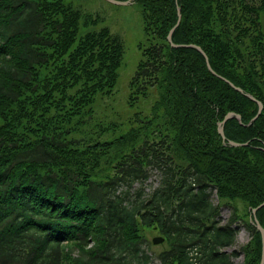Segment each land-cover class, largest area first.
Segmentation results:
<instances>
[{"label": "trees", "instance_id": "trees-1", "mask_svg": "<svg viewBox=\"0 0 264 264\" xmlns=\"http://www.w3.org/2000/svg\"><path fill=\"white\" fill-rule=\"evenodd\" d=\"M134 4L147 43L131 98L160 91L140 126L156 135L138 146L134 128L111 142L71 137L96 95L116 86L121 38L108 27L82 32L92 16L66 0H0V264H234L240 254L260 264L250 218L264 201V109L246 126L257 102L218 75L264 104V0ZM178 7L173 41L201 46L218 75L196 48L168 41ZM229 112L244 124L228 120L227 140L248 145L223 142L218 123ZM152 173L159 183L147 191ZM221 200L246 203L249 220L226 203L233 210L222 222ZM257 218L264 227V206ZM242 226L252 239L229 252ZM144 229L166 248H145Z\"/></svg>", "mask_w": 264, "mask_h": 264}, {"label": "rangeland", "instance_id": "rangeland-1", "mask_svg": "<svg viewBox=\"0 0 264 264\" xmlns=\"http://www.w3.org/2000/svg\"><path fill=\"white\" fill-rule=\"evenodd\" d=\"M258 2L259 0H254ZM74 9L81 11L85 17L91 15L92 20L83 18L82 32L88 30H100L103 27H108L113 35L121 38L124 44V55L122 65L119 68V76L116 86L110 93H98L95 102L92 106L93 111L86 113L81 118H77L82 126H79L71 134L73 138H80L83 143L89 142H111L115 141L122 135L128 133L132 128L139 129V141L136 145H141L143 140L156 135L154 129H149L150 136H146L141 130L149 119L153 118V105L160 96V91L157 87L149 89L147 96H141L137 100L131 98L134 90L131 89V80L135 75L138 64L142 59L141 45L147 43L145 33L144 19L142 9L137 4L118 5L107 0H66ZM182 14V13H181ZM95 22V23H94ZM264 22V17H263ZM77 119L73 122L77 125ZM169 133H172L173 126H167ZM166 133L165 128H159ZM154 135V136H153ZM159 138H157L158 140ZM131 148L124 152H130ZM116 150H112L111 156L116 154ZM186 163V161H180ZM159 179L155 173H152L149 180L145 183L146 190H150L158 185ZM214 202L217 203L216 196ZM226 203H234L238 214L244 219L249 220L250 216L247 213L246 203L237 200L235 202L221 200V216L222 222H226L231 216L232 207L225 205ZM143 234L146 238L145 248L156 252L166 248V243L163 241L159 244L152 242L154 237L162 236L157 230L144 229ZM252 239L250 232L242 226L237 235L236 244L227 250L232 252L240 250L243 245L248 244ZM149 251V250H148ZM149 253H151L149 251ZM244 256L240 254L234 258V264H244ZM154 264H160L158 259H154Z\"/></svg>", "mask_w": 264, "mask_h": 264}, {"label": "water", "instance_id": "water-1", "mask_svg": "<svg viewBox=\"0 0 264 264\" xmlns=\"http://www.w3.org/2000/svg\"><path fill=\"white\" fill-rule=\"evenodd\" d=\"M107 1L112 2V3H115V4H118V5H130V4L134 3L135 0H107ZM181 20H182L181 8L178 7V20H177V23L171 28V30L169 31L168 37H167L168 38V41L170 42V44L173 47L196 48L200 53H202L204 55V57L206 59V63H207L208 69L213 74L218 75L215 72V70H213V68H212V66H211V64L209 62V57L206 54V52L202 49L201 46L196 45V44H177V43H175L173 41V33L176 30V28L180 25ZM218 76L221 77L222 79H224L225 81H227L234 89H236L237 91L245 94L247 97H249L253 101H256L257 102V104H258V112H257V114L250 120V122L248 124H245L246 126L252 125L254 123V121L261 115V113H262V111L264 109L263 102L260 101V100H258L252 94L245 92L241 87L236 86L229 79H227V78H225V77H223L221 75H218ZM234 117L237 118L242 124H244L243 121H242V117H241L240 114H237L235 112H229V113L226 114V116L224 117V119L218 123V131H219V134L221 135L223 142H227L228 141L227 143L229 145H231V146H246V145H248V142L241 143V142H237V141H233V140H227V137H226L225 131H224V125H225V123L228 120H230V119H232ZM263 206H264V201L262 203H260L258 206L254 207L252 209V215H251L252 222L255 224V226L260 231L261 236H262V256H261L260 264H264V227L262 226V224L260 223V221L257 218V211L260 208H262ZM164 239L165 238L162 237V236L154 237L153 238V243H155V244L162 243L164 241Z\"/></svg>", "mask_w": 264, "mask_h": 264}]
</instances>
